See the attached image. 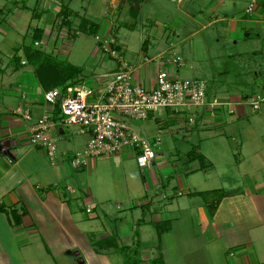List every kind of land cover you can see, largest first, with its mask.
Segmentation results:
<instances>
[{"label": "crops", "instance_id": "0c3cea01", "mask_svg": "<svg viewBox=\"0 0 264 264\" xmlns=\"http://www.w3.org/2000/svg\"><path fill=\"white\" fill-rule=\"evenodd\" d=\"M191 1L0 0V264H127L126 255L136 256L141 264H150L159 256L164 264H264V217L258 213L227 220L218 216L225 201L248 193L243 187L225 190L238 193L226 197L213 217L204 200L196 201L201 196L195 193L204 190L192 178L194 174L189 175L213 166L201 149L192 151L204 162L198 157L190 162L188 154L187 162L195 169L186 165L166 169L165 176L154 168L161 159L158 154L151 168L140 170L141 176L135 168L136 153L130 149L92 159L87 168L75 169L70 160L89 140L75 126L56 124L52 130L58 140L56 165L45 150L30 143L31 128L38 120L58 121L61 117L57 104L46 102L47 92L61 88L70 96L74 86L82 85L93 90L89 98L93 102L104 87V76L117 69L116 60L106 55L96 37L80 33L84 21L98 25L103 40L116 38L133 84L155 89L161 54L177 48V41L170 40L176 31L145 28L142 23L141 38L148 39L137 53L121 40L120 30L135 31L139 12H153L154 2L172 14L170 4L181 11ZM212 4L213 12L220 8L216 1L209 9ZM74 6L81 11L76 12ZM63 10H67L69 26L63 25ZM257 12L264 17V10ZM184 16L200 23L194 13L184 10ZM233 30H237L235 23ZM68 64L81 68L82 73L68 79ZM179 75L196 78L194 66L185 63ZM207 95L209 102L218 99L208 90ZM249 98L230 96L235 103ZM233 107L230 115L246 116L247 107ZM166 112L162 122L153 118L157 124L173 128L185 122L186 129L193 131L221 128L228 114L218 107L200 108L195 125L190 126L185 118ZM137 132L149 140L155 137L148 128ZM151 177L152 183L148 181ZM169 178L178 183L173 193L169 191L171 181H164ZM253 191L263 192L264 180L256 182ZM185 196L190 199H181ZM89 206L92 213L86 211ZM253 208L258 210V206ZM240 224V232H232Z\"/></svg>", "mask_w": 264, "mask_h": 264}, {"label": "rangeland", "instance_id": "374dc122", "mask_svg": "<svg viewBox=\"0 0 264 264\" xmlns=\"http://www.w3.org/2000/svg\"><path fill=\"white\" fill-rule=\"evenodd\" d=\"M216 1L220 8L213 12V4L210 9L208 7ZM220 2V0H192L188 4L186 2V6H181V11L172 3L170 4L173 6L172 14L160 10L154 2L153 12H139L138 28L133 32L129 29H121L120 38L131 45V51L141 53L142 43L148 39L147 36L141 38L142 23L145 28L166 27L171 31L174 30L176 32L171 34L170 40L177 41L178 44L177 48L175 46L172 48V52H176L184 59L186 67L187 64L194 66L195 77L207 82L208 93L212 97L226 101H233L230 99L233 95H248L250 99L256 98L257 95H262L264 85V17L260 18L256 12L252 15L247 14L249 3L247 0ZM73 8L76 12L81 11L76 6ZM184 10L194 13L200 23L192 22L185 17ZM261 11L263 12V8H259L257 13ZM220 19V22H216ZM232 22L236 24L235 32ZM80 33L84 34V32ZM99 35L97 33V39ZM189 36H192L191 39L185 41ZM61 59L67 62L66 58ZM95 68L97 67L94 66L93 69ZM238 103L235 107L240 106ZM246 112L245 117H240L238 114L224 115L221 128L211 127L195 131L186 129L185 122L173 128L163 123L157 124L153 118L162 122L167 116L164 110L156 112L147 121H133L132 125L136 131L148 128L149 134L155 136L148 140L156 144L155 150L161 159L154 168L164 172L163 175L166 176L164 171L166 169L174 171L178 167L184 168L185 165L195 169V165L187 162L188 154L195 147L201 149V153L207 156V163L213 164L207 171L193 170L194 172L189 175L194 174L192 178L199 181L201 190H232L243 187L248 192L244 196L225 201L219 211V218L226 220L251 218L257 213L260 217H264V191H253L256 182L264 180V167L262 168L264 103L261 104L259 111L252 112L247 108ZM135 168L142 176L140 167ZM148 181L152 183L153 178ZM164 181L166 184L171 181L170 192L173 193L178 188L176 180L169 178ZM173 186L176 188L172 189ZM181 199L188 200L190 196ZM196 201L202 202L203 198L200 197ZM255 206H258V210L253 208ZM242 227V224L234 225L232 232L235 230V233H239Z\"/></svg>", "mask_w": 264, "mask_h": 264}, {"label": "built area", "instance_id": "2783aa9c", "mask_svg": "<svg viewBox=\"0 0 264 264\" xmlns=\"http://www.w3.org/2000/svg\"><path fill=\"white\" fill-rule=\"evenodd\" d=\"M246 13L254 14L259 8L264 10V0H248ZM106 55L116 60L117 69L104 76V87L95 101H89L93 90L86 86H74L70 96H65L61 88H54L45 94L50 105L60 104L59 120L44 117L31 128L30 143L35 149L45 150L51 164L56 165L58 140L52 136L56 124L78 127L80 134L89 135L82 151L72 156L70 163L75 169H85L90 160L120 154L125 149L136 153V161L141 170L151 168L156 159V144L141 136L130 124L132 121H146L160 110H165L185 118L194 126L200 108H222L228 114H234L237 103L215 99L208 101L206 81L196 78H183L179 74L185 67L184 59L176 52H163L160 56L161 67L156 78L155 89L135 85L131 81V70L119 51L116 38L107 40L98 37ZM164 62V63H163ZM264 103V85L262 95L239 102L252 112L260 110ZM25 117L30 118L28 112ZM158 145V144H157ZM73 191L72 188H69ZM87 213H92L89 206Z\"/></svg>", "mask_w": 264, "mask_h": 264}, {"label": "trees", "instance_id": "16d2710c", "mask_svg": "<svg viewBox=\"0 0 264 264\" xmlns=\"http://www.w3.org/2000/svg\"><path fill=\"white\" fill-rule=\"evenodd\" d=\"M62 16H63V25L69 26L70 22L67 19L68 18L67 10H63ZM84 22L85 23H83V25L81 26L80 31L84 32V33H87L90 36L96 37V35L98 33V30H99V26L96 25V24H93V23H88L87 21H84ZM71 35L73 37L75 34H71ZM99 46L101 47V44H99ZM67 68L71 72L68 79H73L75 77H78L82 73V70L79 67H75V66H72V65L68 64ZM63 92H64V90H63ZM56 107H57V109H59L60 108V104L58 103L56 105ZM60 113H61V111H60ZM195 155L196 154L193 151L190 152V154H189V158H190L189 161L190 162L195 161L197 159V157L202 162L205 161L202 156L196 155V158H195ZM237 193H238V191H225V190H222V189H217V190H212V191L198 192V193H195V195L201 196V198H203V200L205 202L206 209H207L209 215L211 217H213L214 213L217 211L220 203L226 197L235 195ZM126 258H127V264H141L140 260L136 259V256L126 255ZM150 264H164L163 257L159 256V257L153 259L150 262Z\"/></svg>", "mask_w": 264, "mask_h": 264}]
</instances>
